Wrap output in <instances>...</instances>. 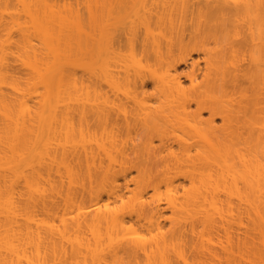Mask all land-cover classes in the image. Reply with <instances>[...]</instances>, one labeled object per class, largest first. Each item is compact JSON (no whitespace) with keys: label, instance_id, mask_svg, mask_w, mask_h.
Here are the masks:
<instances>
[{"label":"bare ground","instance_id":"obj_1","mask_svg":"<svg viewBox=\"0 0 264 264\" xmlns=\"http://www.w3.org/2000/svg\"><path fill=\"white\" fill-rule=\"evenodd\" d=\"M0 264H264V0H0Z\"/></svg>","mask_w":264,"mask_h":264},{"label":"rangeland","instance_id":"obj_2","mask_svg":"<svg viewBox=\"0 0 264 264\" xmlns=\"http://www.w3.org/2000/svg\"><path fill=\"white\" fill-rule=\"evenodd\" d=\"M181 70L186 71V70H188V67L186 65H182Z\"/></svg>","mask_w":264,"mask_h":264}]
</instances>
